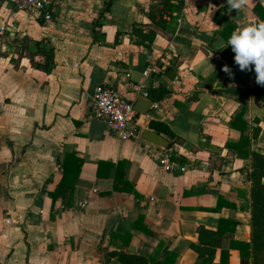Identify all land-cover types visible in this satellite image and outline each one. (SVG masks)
<instances>
[{
  "label": "crops",
  "instance_id": "0c3cea01",
  "mask_svg": "<svg viewBox=\"0 0 264 264\" xmlns=\"http://www.w3.org/2000/svg\"><path fill=\"white\" fill-rule=\"evenodd\" d=\"M259 21L264 0L240 9L227 0H64L52 22L0 0V264H151L165 252L178 253L176 264L203 263L192 247L198 230L217 232L221 220L214 262L226 251L228 264H253L251 249L230 245L252 242L250 175L252 154L264 155V103L254 69H239L231 46H217ZM140 28L156 33L152 43H140ZM46 52L49 72L32 63L45 65ZM100 85L153 102L138 128L166 139L186 172L165 171L152 157L162 149L119 140L90 117ZM240 128L250 142L236 150ZM99 162L110 164L102 176ZM119 163L132 190L115 181ZM63 172L77 178L72 197Z\"/></svg>",
  "mask_w": 264,
  "mask_h": 264
},
{
  "label": "trees",
  "instance_id": "16d2710c",
  "mask_svg": "<svg viewBox=\"0 0 264 264\" xmlns=\"http://www.w3.org/2000/svg\"><path fill=\"white\" fill-rule=\"evenodd\" d=\"M256 11L259 10V6H256ZM141 32L138 34L141 38V44L145 45V41L148 43H152L154 40L156 33L151 31L148 35H143L142 28H140ZM135 30V28H134ZM135 32V31H134ZM46 57L45 65H39L35 64V62L32 63L35 67L38 69H42L45 72L50 71V66H52V62L50 59L51 53H45ZM52 63V64H51ZM260 90V87H259ZM168 92L164 91L162 94V97L167 96ZM257 96L262 100L264 103V92L259 91L257 92ZM243 115L244 110H241L240 113L236 116V120L243 122ZM151 128L156 131H163L173 136V133L161 127L159 124L155 122H151L150 124ZM240 131L242 133L240 144L233 146L236 150L242 149V144H249L250 138L245 135V128H240ZM259 132V129L255 130L254 136H257ZM109 166L110 164L106 162H99V169H98V176H102V168L104 166ZM124 163H119L117 167V172L115 176V181L117 183H121L123 185H128L129 190H132V187L130 184L127 183V181L124 178L123 173V166ZM77 178L74 176H71L70 174L63 172L61 175L60 185L61 186H70L71 187V193L70 197L73 195V190L76 184ZM250 181L252 183V196H251V215H252V242L251 244H245V243H239L231 239V249L237 248L242 254L243 249L252 250V254L254 255V263L253 264H264V155L253 153L252 154V173L250 175ZM117 188V186H116ZM59 190L55 193H50V197L52 198L53 202L55 203L57 200ZM221 206V203H218V208ZM227 224L226 221L221 220L219 228L217 232L208 231L206 229L200 228L198 230L199 235V244L193 245L192 247L194 250L200 255L206 257V259L203 261V263H195V264H228L227 263V256L228 252L221 251L220 261L218 263L214 262V257L216 250L220 247L221 239L223 237V226ZM178 253H171V252H165V258L161 262H156L155 259L151 260V264H176L178 260ZM145 264H148L147 261H143Z\"/></svg>",
  "mask_w": 264,
  "mask_h": 264
},
{
  "label": "built area",
  "instance_id": "2783aa9c",
  "mask_svg": "<svg viewBox=\"0 0 264 264\" xmlns=\"http://www.w3.org/2000/svg\"><path fill=\"white\" fill-rule=\"evenodd\" d=\"M13 6L16 12L27 13L42 18L45 22H52L55 13L64 0H4ZM6 26H0L2 40ZM149 71L145 76H149ZM156 87V82L153 88ZM134 94L146 95L143 85H130ZM157 107V106H155ZM102 121L108 130L122 141H138L143 136L138 128L140 114L134 109V102L123 96L116 88L107 85L97 86L93 94V107L90 116ZM153 159L167 172L184 173L187 168L172 162V153L168 150L152 153Z\"/></svg>",
  "mask_w": 264,
  "mask_h": 264
},
{
  "label": "clouds",
  "instance_id": "9594fccd",
  "mask_svg": "<svg viewBox=\"0 0 264 264\" xmlns=\"http://www.w3.org/2000/svg\"><path fill=\"white\" fill-rule=\"evenodd\" d=\"M245 3L246 0H227L231 9H240ZM227 46H231L234 62L239 69H254L255 82L264 86V21L233 30L227 38L226 44L221 41L217 49ZM222 70L229 76L232 75L231 69L227 65L222 66Z\"/></svg>",
  "mask_w": 264,
  "mask_h": 264
},
{
  "label": "water",
  "instance_id": "95a60500",
  "mask_svg": "<svg viewBox=\"0 0 264 264\" xmlns=\"http://www.w3.org/2000/svg\"><path fill=\"white\" fill-rule=\"evenodd\" d=\"M173 74V72L170 74V76ZM223 86L222 79L218 82L217 88H221ZM260 90L264 92V86L260 85ZM153 105V102L148 99L147 97L140 95L136 102L134 103V109L141 115H146L151 106ZM143 138L149 141L150 143L154 144L158 148L162 150H166L168 148V141L161 137L156 132H150L146 130L143 134Z\"/></svg>",
  "mask_w": 264,
  "mask_h": 264
}]
</instances>
